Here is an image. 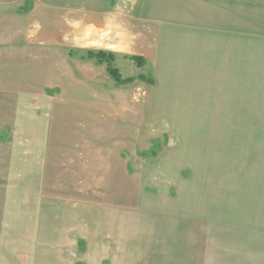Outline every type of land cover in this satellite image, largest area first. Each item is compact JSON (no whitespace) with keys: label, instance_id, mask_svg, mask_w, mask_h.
I'll list each match as a JSON object with an SVG mask.
<instances>
[{"label":"rangeland","instance_id":"1","mask_svg":"<svg viewBox=\"0 0 264 264\" xmlns=\"http://www.w3.org/2000/svg\"><path fill=\"white\" fill-rule=\"evenodd\" d=\"M232 1L239 4L91 0L87 19L82 7L69 5L59 9L54 23L65 29L60 35L73 25L79 32L72 37L61 35L58 44L63 51L57 59L56 55L53 60L45 58L43 47L36 54L44 58L27 61L25 67L28 78L41 77L51 73L50 61H58L56 84L65 94L58 100L62 114L55 104L47 116L48 152H60L62 143L69 140L76 158L91 157L88 175L56 179V186L71 188L70 198L83 190L77 199L136 208V219L143 222L145 217L158 230L153 246L156 264L163 261L167 247L179 240L178 233H172L169 244L165 238L168 226L180 230L178 221L188 222L187 240L193 241L191 250L184 253L187 264H264V36L259 35L264 27L258 25L264 0ZM29 24L23 15L18 27L27 31ZM72 44L83 47L79 48L82 55L87 49L111 54L121 79L131 82L116 85L105 65L70 58L67 50ZM172 52L187 58V63L200 57L208 71L214 70V171L204 172L201 178L199 164H174L178 156L169 153V124L154 107L160 77L156 72L161 71L165 56L173 60ZM33 62L41 68L31 66ZM62 67L68 74H63ZM167 96L171 103V95ZM5 153L6 146H0V158ZM58 166L69 178L87 167L64 155L58 156ZM3 168L0 164V228L6 203L1 190L18 187V181L4 178ZM145 245L150 244L141 242L139 253L146 257L151 246Z\"/></svg>","mask_w":264,"mask_h":264},{"label":"crops","instance_id":"2","mask_svg":"<svg viewBox=\"0 0 264 264\" xmlns=\"http://www.w3.org/2000/svg\"><path fill=\"white\" fill-rule=\"evenodd\" d=\"M73 1L0 0V146H6L0 164L4 165V178L18 181L17 188L8 185L1 190L6 203L2 210V230L0 228V264H98L100 260L99 264H156L153 246L154 232L158 230H154L145 217L143 222L136 219V208H116L114 204L99 203L98 199H92L93 203L77 199L83 196V190L74 192L79 196L70 198L71 188L56 186V179L76 180L88 175L91 157L76 158L71 151L73 142L69 140L62 143L60 152H48L47 116L55 104L60 112L59 95L65 94L56 84L59 82L58 61L55 64L50 61L51 73L41 77L28 78L25 67L27 61L44 58L36 54L41 51L39 48L46 47L45 58L53 60L56 55L57 59L58 52L63 51L58 44L61 35L72 37L79 32L80 28L73 25L67 26L60 35L65 29L54 23L60 8L79 6L85 19L90 18L91 0ZM235 3L239 4L226 0L228 5ZM263 10L260 7L258 13L260 28L264 27ZM23 15L30 20L27 31L18 27ZM259 35L264 36V33ZM22 37L24 43L21 45ZM74 44L67 50L70 58L78 57L80 62L96 64L86 58L90 49L82 55L79 48L83 47ZM171 57L173 60H167L165 56L161 71L156 72L160 77L155 85L154 107L169 124V153L178 156L174 164H199L198 178H201L204 172L212 174L214 171V139L211 137L214 135V70L208 71L200 57L199 61L189 63L187 58L177 57V53L172 52ZM37 63L31 66L41 68ZM61 71L68 74L65 67ZM167 95H171V103ZM71 115H75L73 108ZM66 143L70 144L66 146ZM59 155L66 156L70 162H83L87 167L69 178L58 166ZM91 178L97 177L92 175ZM79 185L84 187V184ZM103 190L108 197L105 188H100ZM186 223H176L179 231L168 226V237H165L168 244L172 233H178L179 240L167 247L159 264H187L184 253L187 248L191 250L193 241L187 240ZM140 241L150 244L145 245L147 249L151 246L150 255L147 252L145 257L139 253Z\"/></svg>","mask_w":264,"mask_h":264},{"label":"trees","instance_id":"3","mask_svg":"<svg viewBox=\"0 0 264 264\" xmlns=\"http://www.w3.org/2000/svg\"><path fill=\"white\" fill-rule=\"evenodd\" d=\"M88 60H93L97 65H105L106 73L114 81L116 85H123L131 82V79L122 80L121 76L116 68L112 66L113 56L103 51H97L96 53L89 52L87 53ZM134 62H137L138 65H142V62L139 59L131 58ZM141 79V77H140Z\"/></svg>","mask_w":264,"mask_h":264}]
</instances>
